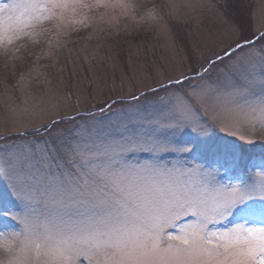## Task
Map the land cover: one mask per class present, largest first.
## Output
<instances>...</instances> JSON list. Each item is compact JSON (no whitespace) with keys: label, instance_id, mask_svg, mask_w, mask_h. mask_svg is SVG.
I'll list each match as a JSON object with an SVG mask.
<instances>
[{"label":"snow or ice","instance_id":"1","mask_svg":"<svg viewBox=\"0 0 264 264\" xmlns=\"http://www.w3.org/2000/svg\"><path fill=\"white\" fill-rule=\"evenodd\" d=\"M50 3L67 6L61 0ZM39 7L18 0L0 6V14L7 13L0 16V32L5 21L12 27L20 9ZM219 7L226 27L239 31L240 39L228 44L222 54L205 59L199 71L193 69L200 83L191 91L172 93L159 117L149 118L126 135L100 138L98 144L66 145L68 171L56 165L57 191H52L51 183L56 157L47 146L0 150V181L24 212L21 217L20 211L0 203V218L23 225L21 233L14 224L0 223V249L12 254L0 264H76L78 258L88 264H264V164L259 166V179L229 180L209 197L206 190L172 178L174 170L155 163L165 155L195 154L212 157L227 174L251 158L247 149L254 141L228 131L227 125L221 128L224 136L215 135V129L223 124L221 117L232 112L264 111V93H254L248 71L250 56L264 54V32L255 41L243 35L241 0H226ZM254 43L260 48L245 52ZM238 52L245 55L227 69L228 75L212 79L213 61L222 64ZM135 157H147L149 162ZM189 214L197 220L185 225L179 235L167 231ZM233 216L238 222L223 231L208 230L209 224ZM53 237L55 244L49 243Z\"/></svg>","mask_w":264,"mask_h":264},{"label":"rangeland","instance_id":"2","mask_svg":"<svg viewBox=\"0 0 264 264\" xmlns=\"http://www.w3.org/2000/svg\"><path fill=\"white\" fill-rule=\"evenodd\" d=\"M18 2L40 7L20 9L12 27L5 21L0 32L3 153L44 148V139L33 136V131L43 135L48 131L46 126L60 120L68 123L64 132L69 144L79 143L82 147L93 141L98 144L100 138L126 135L134 127L139 129L140 123L160 116L161 109L170 104L172 93L191 91L200 83L193 69L199 71L205 59L222 54L241 36L225 25L219 5L226 0H61L66 7H52L50 0ZM9 3L11 0H0V6ZM245 9L251 20L242 22L243 35L257 39L264 31V0H245ZM3 15L7 13L0 14ZM170 20L179 23L178 31H174ZM181 31L186 32L185 46L178 37ZM259 48L260 44L254 43L253 49L245 52ZM244 55L238 52L222 64L214 60L215 67L209 75L223 79L227 69ZM262 57L264 54L250 56L248 71L252 73L255 94L264 93ZM161 87L165 91H160ZM84 114L89 118L79 120L78 116ZM221 119L223 124L215 129V135L224 136L221 128L227 125L228 131L254 141V146L247 149L251 158L234 171L225 174L212 157L203 159L195 154L165 155L155 163L174 170L172 178L206 190L209 197L214 188L229 180L236 183L237 178L245 182L259 179V166L264 164V111L245 109ZM16 134L24 136L15 138ZM188 138L185 134L184 139ZM136 158L149 162L147 157ZM57 164L60 171H68L67 163L56 157L52 164L53 192L60 189ZM0 203L24 216L23 205L16 206L3 181ZM196 220L189 214L167 231L179 235L185 225ZM238 220L236 216L229 217L221 224H209L208 230L223 231ZM0 223L14 224L17 232H23V225L15 221L0 218ZM49 243L55 244V238ZM10 258L12 254L7 249H0V261ZM76 264L88 262L78 258Z\"/></svg>","mask_w":264,"mask_h":264},{"label":"trees","instance_id":"3","mask_svg":"<svg viewBox=\"0 0 264 264\" xmlns=\"http://www.w3.org/2000/svg\"><path fill=\"white\" fill-rule=\"evenodd\" d=\"M241 14L240 17L242 19V22H249L251 20L250 18V14L249 12H246L245 9V0H241ZM251 13V11H250ZM171 22V26H173L174 31H178V28H180L181 26L179 25V23L175 22L174 20H170ZM243 22V23H244ZM186 32L181 31L178 34V37L181 39V42L184 43V46L187 45V38L185 36ZM264 42V41H262ZM88 117V115L84 114V115H79L78 118L79 120H83L86 119ZM68 127V123L65 124L64 120H60V121H56L55 124H49L48 126H46V130H48L47 132H44L43 135H39L40 131H33V136L36 135L37 137H41L42 140L44 141V143L46 144V146L48 147L49 150H51V155L52 156H56L57 158H61L65 161V163H67L68 166V162L65 160L64 158V150H65V146L69 144L68 140H66L65 138L68 137V134H66L64 132V130H66ZM75 128H78V126H74ZM50 128V129H49ZM61 130V131H60ZM61 132V133H60ZM21 135V134H20ZM20 135L16 134L15 138H18ZM27 136V134H25ZM21 136H24V134H22ZM20 138V137H19ZM14 139V138H12Z\"/></svg>","mask_w":264,"mask_h":264}]
</instances>
